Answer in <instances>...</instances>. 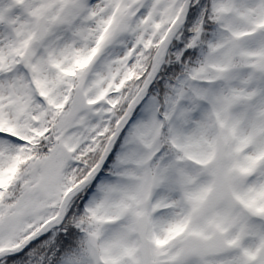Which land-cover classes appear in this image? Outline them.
I'll return each instance as SVG.
<instances>
[{
	"label": "snow or ice",
	"instance_id": "obj_1",
	"mask_svg": "<svg viewBox=\"0 0 264 264\" xmlns=\"http://www.w3.org/2000/svg\"><path fill=\"white\" fill-rule=\"evenodd\" d=\"M0 264H264V0H0Z\"/></svg>",
	"mask_w": 264,
	"mask_h": 264
}]
</instances>
